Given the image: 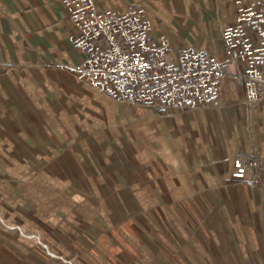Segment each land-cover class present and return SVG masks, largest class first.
<instances>
[{
	"label": "crops",
	"instance_id": "0c3cea01",
	"mask_svg": "<svg viewBox=\"0 0 264 264\" xmlns=\"http://www.w3.org/2000/svg\"><path fill=\"white\" fill-rule=\"evenodd\" d=\"M234 1L95 0L215 57L217 103L158 115L60 67L84 57L57 0H0V264H264V96L244 103L224 54ZM237 158L260 163L236 181Z\"/></svg>",
	"mask_w": 264,
	"mask_h": 264
},
{
	"label": "built area",
	"instance_id": "2783aa9c",
	"mask_svg": "<svg viewBox=\"0 0 264 264\" xmlns=\"http://www.w3.org/2000/svg\"><path fill=\"white\" fill-rule=\"evenodd\" d=\"M71 26L69 41L84 57L60 65L95 91L158 115L194 111L217 103L221 76L207 51L180 48L176 57L167 38L155 40L144 6L118 14L100 10L95 0H57ZM234 19L221 33L225 56L244 64L236 80L246 105L264 96V0H235ZM256 158L235 159L230 173L242 181Z\"/></svg>",
	"mask_w": 264,
	"mask_h": 264
}]
</instances>
